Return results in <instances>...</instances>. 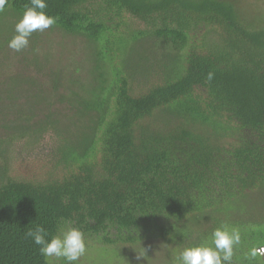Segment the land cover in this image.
I'll return each instance as SVG.
<instances>
[{
    "label": "trees",
    "instance_id": "16d2710c",
    "mask_svg": "<svg viewBox=\"0 0 264 264\" xmlns=\"http://www.w3.org/2000/svg\"><path fill=\"white\" fill-rule=\"evenodd\" d=\"M46 2L89 64L64 73L34 32L0 78V264H66L26 238L36 225L103 249L158 240L167 264L237 229L231 262L264 264V0ZM29 6L8 0L0 48ZM47 132L44 174L11 170Z\"/></svg>",
    "mask_w": 264,
    "mask_h": 264
},
{
    "label": "rangeland",
    "instance_id": "374dc122",
    "mask_svg": "<svg viewBox=\"0 0 264 264\" xmlns=\"http://www.w3.org/2000/svg\"><path fill=\"white\" fill-rule=\"evenodd\" d=\"M9 19L11 21L8 22V25L14 23V16H10ZM0 23L2 24V22ZM1 29H3V26ZM12 29H14L13 25L10 31ZM5 33L4 31L3 35ZM36 33L39 38L36 53L39 57L46 56L50 64L63 66L66 74L74 73L76 68L81 69L79 70L81 73L86 71L85 69L89 64L86 58L87 52H85L86 48L83 47L80 39L74 40L69 36L62 37L56 29L54 31L47 29ZM9 36L7 35L6 38H9ZM0 40H2L1 37ZM1 44L4 46L0 48V78L13 71L18 64V60H20V55H23L22 52H14L10 49L6 42ZM140 87L141 84H134V88ZM53 141H56L55 137L47 132L38 146L36 145L29 150H24L21 147L22 144L17 143L12 154L11 167L13 168L11 170L25 177H38L44 174V166L48 160ZM94 244L86 242V253L80 258L78 264H167L169 257L167 244L158 240H142L131 244L123 243L107 246L103 244L104 249L100 246V243ZM231 264H241V262L237 260L231 262Z\"/></svg>",
    "mask_w": 264,
    "mask_h": 264
},
{
    "label": "clouds",
    "instance_id": "9594fccd",
    "mask_svg": "<svg viewBox=\"0 0 264 264\" xmlns=\"http://www.w3.org/2000/svg\"><path fill=\"white\" fill-rule=\"evenodd\" d=\"M7 3L8 0H0V12L4 11ZM30 3L31 6L26 7L15 24V35L8 42V47L14 52L26 49L34 32H43L56 25L58 21L57 17L46 14L45 10L48 7L46 0H30ZM25 235L39 246L41 255L56 260L62 259L66 264H78L87 250L84 233L76 227L62 228L59 234L49 236L47 229L42 225H36ZM240 242L239 230L217 228L212 233V246L186 247L176 259L178 264H231L234 247ZM258 254L264 256V252Z\"/></svg>",
    "mask_w": 264,
    "mask_h": 264
},
{
    "label": "built area",
    "instance_id": "2783aa9c",
    "mask_svg": "<svg viewBox=\"0 0 264 264\" xmlns=\"http://www.w3.org/2000/svg\"><path fill=\"white\" fill-rule=\"evenodd\" d=\"M257 251H258L259 253L264 252V246L258 247V248H257Z\"/></svg>",
    "mask_w": 264,
    "mask_h": 264
}]
</instances>
